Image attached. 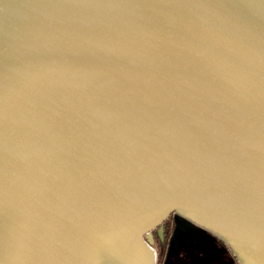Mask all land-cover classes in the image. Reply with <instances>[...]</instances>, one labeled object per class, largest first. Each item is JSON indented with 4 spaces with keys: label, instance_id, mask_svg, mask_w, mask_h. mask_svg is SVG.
<instances>
[{
    "label": "water",
    "instance_id": "obj_1",
    "mask_svg": "<svg viewBox=\"0 0 264 264\" xmlns=\"http://www.w3.org/2000/svg\"><path fill=\"white\" fill-rule=\"evenodd\" d=\"M172 214L264 264V0H0V264H155Z\"/></svg>",
    "mask_w": 264,
    "mask_h": 264
},
{
    "label": "flooded vegetation",
    "instance_id": "obj_2",
    "mask_svg": "<svg viewBox=\"0 0 264 264\" xmlns=\"http://www.w3.org/2000/svg\"><path fill=\"white\" fill-rule=\"evenodd\" d=\"M180 219L172 214L161 225V231H152L155 246V264H238L229 248L207 231L190 226L175 231Z\"/></svg>",
    "mask_w": 264,
    "mask_h": 264
},
{
    "label": "trees",
    "instance_id": "obj_3",
    "mask_svg": "<svg viewBox=\"0 0 264 264\" xmlns=\"http://www.w3.org/2000/svg\"><path fill=\"white\" fill-rule=\"evenodd\" d=\"M175 228H176V226H175ZM175 228H172L173 230H175ZM153 246V248H155V246L154 245H152Z\"/></svg>",
    "mask_w": 264,
    "mask_h": 264
},
{
    "label": "rangeland",
    "instance_id": "obj_4",
    "mask_svg": "<svg viewBox=\"0 0 264 264\" xmlns=\"http://www.w3.org/2000/svg\"><path fill=\"white\" fill-rule=\"evenodd\" d=\"M155 250V249H154Z\"/></svg>",
    "mask_w": 264,
    "mask_h": 264
}]
</instances>
